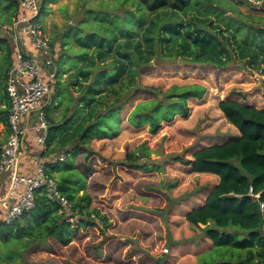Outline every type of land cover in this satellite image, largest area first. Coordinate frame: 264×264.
<instances>
[{"label": "trees", "instance_id": "1", "mask_svg": "<svg viewBox=\"0 0 264 264\" xmlns=\"http://www.w3.org/2000/svg\"><path fill=\"white\" fill-rule=\"evenodd\" d=\"M97 1L107 9L111 0ZM113 1L125 7L123 13L87 10L79 23L85 29L72 34L70 45L77 48V51L72 49V59L78 60L79 65L73 66L70 74L65 73L69 79L63 83L60 80L63 73L59 71L52 104L45 108L50 125L47 148L55 146L51 152L71 148L67 154L72 153L76 158L82 152L85 160H89L94 154L89 148L93 141L112 140L120 134V112L137 92L155 98L134 107L127 119L130 126H148L149 132L156 135L164 122L171 123L178 116L188 118L191 111L188 100L204 98L207 89L197 84L172 86L159 99L157 89L139 87L137 80L139 73L147 70L153 61L181 59L223 70L235 60L230 48L237 46L231 50L244 62L243 68H262L264 25L252 27L253 18L241 12L228 15L230 11L222 6L224 0ZM256 1L264 3V0ZM51 2L54 0H43L41 14ZM0 3V16L5 19V24L0 25L3 31L5 25H12L24 11L18 0H0ZM242 4L239 2L238 6ZM253 8L264 13V6ZM190 14L196 19H183L182 16ZM0 54L4 57L6 83L14 62L13 45L1 35ZM63 59L64 54L56 62L59 64ZM232 96L220 101L218 107L225 120L238 131V137L201 147L192 154V160L180 155L164 157V163H180L195 174L220 179L205 204L186 216L187 222L213 243L210 251L199 256L198 264H264V109L246 104L240 92L234 91ZM3 102L0 122L9 131L11 102L6 92ZM225 120L222 124L227 125ZM1 148L0 141V152ZM153 154L164 156L143 143L127 153L119 165L134 171H145L148 167L162 171L163 164L151 160ZM47 155L50 153L43 156ZM144 158L154 163L150 165ZM65 162L45 163L48 177L57 180L60 192L72 204V213H64L58 202L51 201L46 188L37 190L33 210L11 226L0 219V244L4 246L0 264L15 261L26 264L27 251L46 245L50 239H56L64 247L73 245L75 235L83 229L97 228L103 240H108L106 230L111 223L101 209L93 207L88 168L82 172L75 162ZM74 218L78 223L70 222Z\"/></svg>", "mask_w": 264, "mask_h": 264}, {"label": "rangeland", "instance_id": "2", "mask_svg": "<svg viewBox=\"0 0 264 264\" xmlns=\"http://www.w3.org/2000/svg\"><path fill=\"white\" fill-rule=\"evenodd\" d=\"M239 2L243 4L238 6ZM40 3L42 8L43 0H40ZM115 3L113 0L108 2L107 9L105 4L102 5L97 0H89L86 3L84 0H56L46 4L39 22L50 41L60 48L57 57L64 54L61 63L50 67L51 71L59 70L63 73L60 79L62 83L69 79L65 73L70 74L72 67L79 65L78 60L72 59V49L77 51V48L70 44L72 34L78 29H85L79 23L85 17L86 11L96 10L100 13L120 15L125 7ZM222 6L230 11L227 13L230 16L241 12L243 16L253 18L250 25L254 28L264 25V13L255 11L246 0H224ZM1 7L2 3L0 11ZM182 17L189 21L196 19L192 14ZM2 24H5V19L0 16V25ZM85 32L83 33L86 34ZM0 35L10 39L13 45L11 34L0 30ZM235 48H230V51L236 61L223 70L212 65L170 59L153 61L147 70L139 73L138 86L157 89L161 100L160 94L167 92L172 86L194 84L204 86L207 89L204 98L188 100L191 107L188 118L178 116L171 123L164 122L156 135L149 132L148 126L142 128L130 126L127 119L134 107L140 102L155 98L144 92H137L132 101L120 112L122 115L120 134L115 139L105 142L93 141L89 148L94 154L89 160H85V154L82 152L76 158L72 153L67 154L71 148L51 152L54 149L51 147L41 155L43 157L45 153H50L46 158L54 159L65 154L66 164L75 162L82 172L87 167L89 177L92 175L101 177L102 184L107 187L108 192H112L115 186L123 190L121 188L123 186L120 185H138L135 191L130 190L128 193L133 198V208L149 210L156 217L157 221L151 225V235L143 236V232H137L131 238L107 235L108 240H103L99 229L93 228L91 231L83 229V232H77L75 242L68 247L62 246L56 239H50L46 245L28 250L25 255L26 264H198L199 256L212 249L211 244L204 240L199 241L205 236L199 229L179 227L176 230L175 226L170 224V220L174 216L173 219L184 221V214L201 207L214 182L210 176L195 174L190 167L180 163H164V157L180 155L192 160V154L201 147L226 143L238 137V131L225 120L218 107L220 101L233 98L234 91L243 94L246 104L264 109V63L259 70L243 68L244 62L231 50H236ZM262 60L264 61V55ZM3 65L4 57L0 54V108L5 97ZM47 103L49 104V101ZM223 119L227 125L222 124ZM5 135L4 127L0 125V140L4 139ZM143 143H146L151 151L164 155L161 157L153 154L151 158L157 164H163V170L158 172L148 167L142 171L148 173L144 178L138 174L139 171H134L129 176L122 172L120 174L117 170L126 169L119 165L126 154L134 152ZM143 161L150 165L154 163L149 162L147 158ZM26 163L28 165V161ZM64 166L65 164H62V167ZM142 193H147L148 197ZM74 222L78 223L77 219H74ZM172 231L177 237L176 242L171 237ZM191 239H197L195 241L198 242L197 246L193 247L194 240ZM3 247L0 244V253ZM200 250L202 251L199 252ZM19 263L15 261L9 264Z\"/></svg>", "mask_w": 264, "mask_h": 264}, {"label": "built area", "instance_id": "3", "mask_svg": "<svg viewBox=\"0 0 264 264\" xmlns=\"http://www.w3.org/2000/svg\"><path fill=\"white\" fill-rule=\"evenodd\" d=\"M18 1L24 14L12 25L3 27L14 42V62L6 80V94L11 102L9 133L0 153V207L6 209L3 222L8 226L35 208L36 192L42 188L47 189L48 198L58 202L64 213H72V204L60 192L57 180L48 177L45 162L37 166L33 176L20 172L21 162L28 154L30 132H36L38 143L44 151L47 149L50 125L45 108L58 83L57 71L50 67L55 65L60 48L52 44L39 22L40 0ZM248 2L256 8L264 6L262 1ZM65 160L64 154L57 159Z\"/></svg>", "mask_w": 264, "mask_h": 264}, {"label": "crops", "instance_id": "4", "mask_svg": "<svg viewBox=\"0 0 264 264\" xmlns=\"http://www.w3.org/2000/svg\"><path fill=\"white\" fill-rule=\"evenodd\" d=\"M55 1L56 0H54V2ZM25 41L29 42L28 40H25ZM58 59H59V57H57L56 61ZM56 61H55V64L58 65V63ZM58 73H59V70H57V74ZM66 77H67V75H66ZM5 92H6V83H5ZM3 103L4 102H2L0 109L4 108ZM50 104H52L51 99L49 101L48 106ZM0 125H2L5 129V126L3 123L0 122ZM5 132H6L5 138L0 140L3 143L2 147L7 141L9 131H7L5 129ZM105 141H107V140H103L102 142H105ZM53 148H54V146H53ZM1 150H2V148H1ZM43 152H46V150L44 151V149L38 143L37 133L34 131L30 132L29 136H28V154L21 162L20 171H21L22 175L33 176L37 166L40 163H44V162H47L50 160L57 161L58 157L63 155V154H61V155L55 157L54 159H51L49 157L46 158L45 156L42 157L41 155L43 154ZM36 154H38V156H36ZM25 160L28 161V165L26 163L27 161H25ZM117 171L120 172V174L122 172L128 176L130 175V173L134 172V170H128V169H123V170L120 169ZM138 174L140 176H142V178H144V176L148 175V173H142V171H139ZM207 176H210L214 182V186H212V187L208 186L209 188L211 187V190H210V192H211L213 189H215L218 186L220 179H219V177L213 176V175H207ZM56 177H57V175H56ZM138 179H140V178H138ZM87 180H88V190L94 198L93 207H97V208L101 209L102 213H104L108 216L109 221L111 223L109 228L106 230L107 235H111V236L115 235V236H119L122 238H131L137 232H143V236H146V237H149L151 235L150 234L151 225H152V223L157 221V220H155L156 217L154 215H152L149 212V210L141 211L140 209L133 208V206H132L133 198L130 197L131 194L128 193V191H130V190L135 191V189L138 187V185H136V186H133L135 184L120 185V187L123 186V187H121L123 190H119L117 188L118 186H115L114 188H112L113 189L112 192H108L107 187L104 184H102L103 179L101 177H99L97 175L96 176L92 175L91 177H88ZM209 193H208V195H209ZM142 195H145L146 197H148L147 193H142ZM207 196H206L204 202H206ZM5 212H6L5 207H0V213H1L0 219H2V221H3V218L5 217ZM187 214L186 215L184 214V219H183L184 221H178L177 219H173L174 218V216H173V218L170 220V224L174 225L176 230L179 227H185L186 229H191L192 226L186 220ZM171 237H172L173 241L176 242L177 237H175V233L173 231H172ZM190 238H192V237H190ZM191 240H194V239H191ZM196 240L197 239H195L193 242V247L197 246L198 242L195 243ZM201 240H204V242H208V244H211V246H213V243L206 236H204L199 241H201ZM140 245L142 246V243H140ZM201 251L202 250H200L199 252H201Z\"/></svg>", "mask_w": 264, "mask_h": 264}, {"label": "water", "instance_id": "5", "mask_svg": "<svg viewBox=\"0 0 264 264\" xmlns=\"http://www.w3.org/2000/svg\"><path fill=\"white\" fill-rule=\"evenodd\" d=\"M162 98V97H161ZM232 140H234V139H232ZM230 142V141H229ZM196 209H198V208H196ZM195 210V209H194Z\"/></svg>", "mask_w": 264, "mask_h": 264}]
</instances>
